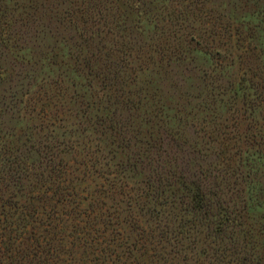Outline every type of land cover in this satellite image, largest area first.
Instances as JSON below:
<instances>
[{
  "label": "trees",
  "instance_id": "obj_1",
  "mask_svg": "<svg viewBox=\"0 0 264 264\" xmlns=\"http://www.w3.org/2000/svg\"><path fill=\"white\" fill-rule=\"evenodd\" d=\"M7 1L0 0V264H264V239L257 240L264 226L252 215L264 206V140L245 136L257 147L245 156L221 148L208 154L162 126L131 163L115 164L118 174L147 168L145 188L135 194L116 175L86 187L102 164L93 153L82 154L70 140L55 152V144L31 141L30 132L17 135L8 125L27 107L24 97L46 94L43 61L57 41L79 51L78 66H65L68 74L97 77L119 99L95 123L118 133L121 149L135 136L131 109L141 107L128 97L136 92L122 87L125 79L133 82L157 53L184 82L194 69L186 55L191 43L217 60H236L242 73H225L227 65L207 71L211 97L233 90L264 113V36L248 25L242 31L239 20L207 0H178L182 7L156 16V0ZM142 22L154 30L146 33ZM206 99L207 108L216 103ZM35 104L32 110L48 117L47 96ZM235 155L236 166L214 162Z\"/></svg>",
  "mask_w": 264,
  "mask_h": 264
},
{
  "label": "rangeland",
  "instance_id": "obj_2",
  "mask_svg": "<svg viewBox=\"0 0 264 264\" xmlns=\"http://www.w3.org/2000/svg\"><path fill=\"white\" fill-rule=\"evenodd\" d=\"M7 3L11 7H17V4L20 6L30 4L26 0L17 3L8 0ZM207 4L210 8H218L220 13L239 20L242 31L247 30L248 25L253 28L254 35L264 36V0H207ZM152 6L154 9L151 14L155 16L160 13L165 15L166 10L182 7L178 0H156ZM26 9L29 10L28 7ZM142 15V18H146L145 14ZM141 25L147 30L146 33L154 30V27L147 22H142ZM253 43L255 44L254 41ZM181 44L186 46L185 41L181 40ZM186 48L189 51L186 53L187 62L194 69L187 74L189 77L184 78V82L172 69L168 57L161 59V55L157 53H154V63L150 61L144 70L138 71L133 82L125 79L126 84H122V87L124 90L136 92L128 94V97L133 99V105L136 103V106L141 107L131 109L132 129L135 130V136L126 140L128 146L124 149H121L122 140L118 133L111 129L104 128V130L95 123L96 120H101L107 113L112 112L118 106L119 99L112 94L110 96V92L107 94L97 77L86 76L87 73L84 71H80L78 75L74 72L68 74L65 71L67 65L71 68L78 66L79 60L77 61L76 57L79 51L64 41H57L43 61L41 77L44 79L43 88L46 94L30 93L24 97L28 105L19 116L10 120L9 128L12 131L14 129L17 135H21L23 131L30 132L31 141L40 140L41 144H55L56 148L53 147L55 152L62 150L64 142L72 141L77 144V149L81 147L79 151L82 154L93 153L96 160L102 163L101 166L95 165L96 170L91 177L93 182H86L84 184L86 187L96 188L95 183L100 182V176L111 179L116 175L125 178V181L129 182V187L134 189L132 193L135 194L136 192L140 194L145 188L147 168L143 169L144 167L139 166L136 170L130 169L118 174L115 171L119 170L117 169L119 167L115 164L131 163L134 156L138 157V154L143 152L145 141L151 142L159 137L162 126L169 132L181 134L183 140H187L197 149L208 154L218 151L219 148L226 150V156L236 149L239 156H245V150L248 154L255 152L256 144L254 146L250 144L253 140L256 143L264 140V137L260 136L264 134V113L255 105L248 107L240 93L233 90H214L215 93L211 97L210 87L206 83L207 71L220 65H227L223 70L225 73L230 75L233 72L241 77V71L234 66L236 60L212 58L206 50H198V46L194 43ZM27 54L28 51H19L18 55L27 56ZM135 65L137 66V61L133 63V66ZM203 76H205L204 82H202ZM244 77L248 78L249 75ZM41 96H47L50 104L48 117L45 118H41L37 110H32V105L37 107L35 103ZM139 97L140 103H137ZM207 97L215 99L216 103L210 105L212 107H205L204 102ZM252 135L255 139L249 137L252 141H245V136ZM23 139L24 135L14 143L19 144ZM64 156L69 158L66 154ZM214 162L219 163L221 169L225 165L227 168L233 164L236 166L238 155L229 162L225 157ZM106 201L109 205L115 202L109 199ZM252 215L257 227H263L264 206L255 208ZM257 238L258 243H261L264 233Z\"/></svg>",
  "mask_w": 264,
  "mask_h": 264
}]
</instances>
